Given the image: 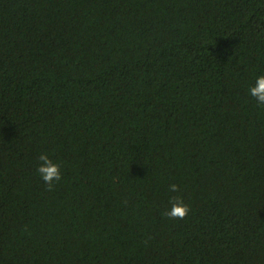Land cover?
<instances>
[{
  "label": "trees",
  "instance_id": "1",
  "mask_svg": "<svg viewBox=\"0 0 264 264\" xmlns=\"http://www.w3.org/2000/svg\"><path fill=\"white\" fill-rule=\"evenodd\" d=\"M261 75L264 0H0V264H264Z\"/></svg>",
  "mask_w": 264,
  "mask_h": 264
},
{
  "label": "clouds",
  "instance_id": "2",
  "mask_svg": "<svg viewBox=\"0 0 264 264\" xmlns=\"http://www.w3.org/2000/svg\"><path fill=\"white\" fill-rule=\"evenodd\" d=\"M249 94L256 99L258 105L264 106V75L257 77L255 85L249 89ZM39 161L41 163L37 168V172L46 183L48 190L51 191L54 182H59L62 179L61 166L46 153L39 156ZM170 191L179 192L180 189L177 185L172 184L170 185ZM170 204L171 207L163 213L164 216L169 219H185L188 216L190 207L184 203L182 197H173Z\"/></svg>",
  "mask_w": 264,
  "mask_h": 264
}]
</instances>
